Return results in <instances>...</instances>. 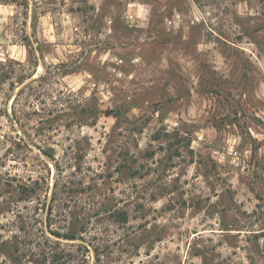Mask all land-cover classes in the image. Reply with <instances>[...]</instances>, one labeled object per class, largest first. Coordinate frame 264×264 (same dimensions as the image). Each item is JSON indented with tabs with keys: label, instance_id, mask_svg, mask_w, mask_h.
<instances>
[{
	"label": "rangeland",
	"instance_id": "rangeland-1",
	"mask_svg": "<svg viewBox=\"0 0 264 264\" xmlns=\"http://www.w3.org/2000/svg\"><path fill=\"white\" fill-rule=\"evenodd\" d=\"M0 264H264V0H0Z\"/></svg>",
	"mask_w": 264,
	"mask_h": 264
},
{
	"label": "trees",
	"instance_id": "trees-1",
	"mask_svg": "<svg viewBox=\"0 0 264 264\" xmlns=\"http://www.w3.org/2000/svg\"><path fill=\"white\" fill-rule=\"evenodd\" d=\"M73 235H75V233H73ZM74 236H69L68 239H73Z\"/></svg>",
	"mask_w": 264,
	"mask_h": 264
},
{
	"label": "built area",
	"instance_id": "built-area-1",
	"mask_svg": "<svg viewBox=\"0 0 264 264\" xmlns=\"http://www.w3.org/2000/svg\"><path fill=\"white\" fill-rule=\"evenodd\" d=\"M235 156H236V157H238V156H239V153H238L237 151L235 152Z\"/></svg>",
	"mask_w": 264,
	"mask_h": 264
}]
</instances>
